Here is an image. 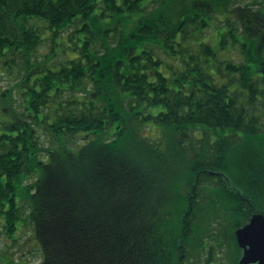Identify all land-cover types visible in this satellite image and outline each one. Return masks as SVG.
<instances>
[{"label": "trees", "instance_id": "trees-1", "mask_svg": "<svg viewBox=\"0 0 264 264\" xmlns=\"http://www.w3.org/2000/svg\"><path fill=\"white\" fill-rule=\"evenodd\" d=\"M223 17L220 49L241 60L211 47L208 20ZM247 43L264 44L258 0H0V64L22 65L3 98L23 101L0 125V237L16 241L24 217L38 264H179L187 251L237 264L235 231L264 211V78H250L262 54Z\"/></svg>", "mask_w": 264, "mask_h": 264}, {"label": "rangeland", "instance_id": "rangeland-1", "mask_svg": "<svg viewBox=\"0 0 264 264\" xmlns=\"http://www.w3.org/2000/svg\"><path fill=\"white\" fill-rule=\"evenodd\" d=\"M258 3H264L263 0H258ZM205 18H208L207 15L204 16ZM215 18V15L213 16ZM223 18H218L217 20H208L209 26V33L210 36L213 38V41H210L212 49H216L220 46L219 40H220V34L224 33L227 30V27L222 22ZM65 41V40H64ZM231 42L227 41L226 46L224 47V50L219 52L218 57L220 59L228 58L233 55V49L234 47L231 45ZM50 45L49 43L45 42L42 47L38 50L37 56H40L42 59L43 56H45L48 53ZM58 56L55 58L56 61H63L67 58H72L73 54L70 52H67L65 49L57 48L56 49ZM1 61L5 67V59L3 57H0ZM22 76V65L20 62H18V65L12 69L11 72L6 71L2 65L0 64V125L3 123H7L13 120V116L19 117L20 113V107L23 101L21 99L20 93H18V88H14L13 90V97L8 96L6 98L4 95L11 90L15 85L19 82L20 78ZM22 110V109H21ZM18 111V112H16ZM14 113V114H13ZM156 131L151 128L150 130L146 131V135H152V137H155ZM239 138H243V134L238 135ZM259 149L264 151V141L257 142L256 144ZM246 146V145H245ZM245 149V148H244ZM232 160L234 161H246L245 164H252L254 163L253 159L251 157H248L247 155H242L241 153H237L232 157ZM237 169V162H231V167ZM31 182V180H28L26 183ZM236 182L239 184H243L246 182V180H241L240 175L236 178ZM16 194H17V200L20 204L22 201L20 200L21 197L26 195V189L23 188L19 183H16ZM261 200H264V193L261 195ZM264 210V209H260ZM262 214H264V211H261ZM26 220L24 217L20 219V221ZM19 222V221H18ZM16 225L20 226V222ZM4 225V215L2 214V217L0 218V226ZM26 231L23 233H20V236L18 239L16 238V241H11L5 236L0 237V264H7V263H13L16 264H37L40 260V252L38 248V242L33 234V229L29 225L24 226ZM10 255H11V261H10ZM207 260H211L212 258H216L214 254L212 256H204ZM204 261V260H203ZM200 264H202V261H199ZM208 263V262H206ZM204 264V263H203ZM232 264V263H230Z\"/></svg>", "mask_w": 264, "mask_h": 264}, {"label": "water", "instance_id": "water-1", "mask_svg": "<svg viewBox=\"0 0 264 264\" xmlns=\"http://www.w3.org/2000/svg\"><path fill=\"white\" fill-rule=\"evenodd\" d=\"M235 237L242 249L238 264H264L263 214H253L246 225L235 231Z\"/></svg>", "mask_w": 264, "mask_h": 264}, {"label": "flooded vegetation", "instance_id": "flooded-vegetation-1", "mask_svg": "<svg viewBox=\"0 0 264 264\" xmlns=\"http://www.w3.org/2000/svg\"><path fill=\"white\" fill-rule=\"evenodd\" d=\"M233 47H234V51H233V55L231 56L232 59H235V60H241V55L239 54V51L241 50V48L239 49V46L238 45H235V44H231ZM245 47H250L251 50L253 51H259L260 54H262V56L259 58L260 60V65H262V68H259V69H254L255 73L254 75H251V79L252 80H261L264 78V44L262 43H252V44H245ZM221 48V45L216 48L214 51L216 53V55L219 54V52L223 51L224 48L220 49ZM2 217V213H1V210H0V218ZM17 237H15V240L16 238L18 239V237L20 236V233L21 232H25L26 229L24 227V222L20 221V226L17 225ZM213 254L215 253H205V256H212ZM171 255V254H170ZM215 256V255H214ZM205 262H208L207 264H221L222 261L218 260V259H215V258H212L210 261L207 260L206 261V258L204 261H202V263H205ZM165 264H176L175 260H172V259H168ZM179 264H195V261H194V253L191 252V251H187L185 253H183L180 257V263Z\"/></svg>", "mask_w": 264, "mask_h": 264}]
</instances>
